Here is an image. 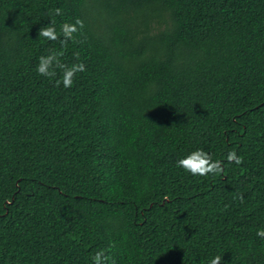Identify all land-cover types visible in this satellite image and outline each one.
<instances>
[{
  "label": "trees",
  "instance_id": "obj_1",
  "mask_svg": "<svg viewBox=\"0 0 264 264\" xmlns=\"http://www.w3.org/2000/svg\"><path fill=\"white\" fill-rule=\"evenodd\" d=\"M55 8L84 22L63 48ZM197 146L242 163L193 177ZM260 226L264 0H0V264H264Z\"/></svg>",
  "mask_w": 264,
  "mask_h": 264
},
{
  "label": "clouds",
  "instance_id": "obj_2",
  "mask_svg": "<svg viewBox=\"0 0 264 264\" xmlns=\"http://www.w3.org/2000/svg\"><path fill=\"white\" fill-rule=\"evenodd\" d=\"M61 9H52L49 13L50 22L39 29V36L48 41L59 40L61 47H65L69 41H75L74 34L81 33L84 22L75 18L74 20H64L57 25L55 17L61 16ZM61 51L50 49L46 54L37 57L35 72L37 75L55 78L57 87L69 89L74 86V77L77 73L86 71L82 61L72 64H65L61 61ZM60 73L57 75V73ZM176 166L193 177H207L209 174L222 175L226 164L240 165L242 157L236 150H229L224 154V159H214L213 154L203 146H197L188 150L184 155L176 160ZM255 236L264 241V226L255 229ZM90 264H112V259L105 254V249L101 248L90 256ZM207 264H222V256L213 255Z\"/></svg>",
  "mask_w": 264,
  "mask_h": 264
}]
</instances>
